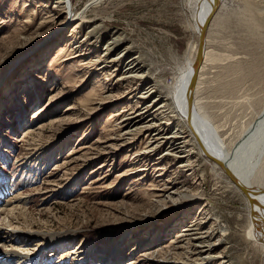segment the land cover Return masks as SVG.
Instances as JSON below:
<instances>
[{"label": "rangeland", "instance_id": "374dc122", "mask_svg": "<svg viewBox=\"0 0 264 264\" xmlns=\"http://www.w3.org/2000/svg\"><path fill=\"white\" fill-rule=\"evenodd\" d=\"M57 1L0 0V211L27 214L13 224L25 239L0 226V248L36 264H264L246 199L214 163L187 145L191 162L179 164L151 152L148 133L122 135L123 115L144 102L106 42L118 36L163 92L193 59L196 0H109L95 29L61 25ZM205 43L193 99L231 150L264 110V0H222ZM242 178L264 190V154ZM176 191L180 203L166 199Z\"/></svg>", "mask_w": 264, "mask_h": 264}, {"label": "bare ground", "instance_id": "6f19581e", "mask_svg": "<svg viewBox=\"0 0 264 264\" xmlns=\"http://www.w3.org/2000/svg\"><path fill=\"white\" fill-rule=\"evenodd\" d=\"M108 1L109 0H58L56 2L57 7L61 8L65 15L61 25L78 23L76 25L78 26L79 24L85 23L88 24V26L90 25V28L95 29V26H98L99 11L103 6H106L105 4ZM80 2H84L82 6H80ZM221 2L222 0H196V6L192 17L198 45H196L193 59L189 60L191 58H187L188 60L182 66L171 72V81L164 87L163 92L159 93L156 91V83L147 81V71L143 68L138 58L127 56V48L122 46L120 38H117V35V37H114V35L111 34V37L104 46V53H115L111 56L109 63H113V66L118 64L122 65L121 75L118 80H133L138 82V84H135L136 88L129 94L131 96L132 94H137L138 103L144 102L142 108L135 109L133 106L131 109L134 110H132L131 113L123 115L120 122L123 128L122 135L124 137L128 135L136 137L142 132L148 133V149L154 152L157 151L158 148L165 147L163 159L173 157V161L176 159L175 161H178L179 164L189 163L192 153L187 151V145L194 146L198 154L214 163L232 185H234L245 197L250 210L253 235L256 236V239H260V243L264 245V190L253 186L248 179L242 178L247 172L251 174V172L258 167L259 161L264 154V110L253 123L256 125L255 128L251 130L253 124L249 126L239 138L236 146L233 145L234 149L229 150V147H226L217 130L199 114L193 99L198 68L200 67L201 59L205 55L206 29L213 16L216 15ZM194 5L195 4H193V6ZM202 30L205 33L203 45L199 42V33ZM197 56H199L200 61L197 66H194ZM74 57H78V55H70L68 59H74ZM18 60L19 59L14 61V63L18 62ZM160 120H166V122L169 123L173 120L176 122L175 127H169L170 124L164 127ZM181 139L183 140L182 142L180 141ZM194 147L192 150H194ZM181 193L182 192L178 191L169 193L166 199H169V201L173 203H180V201L184 199L183 197H186L180 196L179 194ZM193 195V198H202V195L198 193ZM179 207H182V204H179ZM26 215L25 212H22V210L17 207L11 210H1V229L2 226H5V228H9L10 231L12 230L11 232H14L15 235H19L18 238L25 239L23 237L26 234L17 232L15 229L18 227L13 226V224H26ZM197 227L199 228L198 225H192L191 228H186L184 236L190 238L196 235L195 231L198 230ZM5 232L8 231L6 230ZM21 235L22 237H20ZM194 239L196 244L194 245V254L200 256L201 251L199 249L206 247V240L203 237ZM10 242L14 243L13 240ZM56 243L57 242H50L41 249H43L42 251H49ZM215 245L216 244H213L211 247H215ZM1 247L5 248L6 245H1ZM4 248H0V263L10 261V263L15 262V264H36L37 256L32 257L15 250ZM90 252L91 249H88L85 255H89ZM204 253L207 254L205 260L211 261V252L206 249ZM215 258L223 260L219 264L227 263V261H225L226 258L221 257V255ZM105 263L106 262H102L100 264Z\"/></svg>", "mask_w": 264, "mask_h": 264}, {"label": "water", "instance_id": "95a60500", "mask_svg": "<svg viewBox=\"0 0 264 264\" xmlns=\"http://www.w3.org/2000/svg\"><path fill=\"white\" fill-rule=\"evenodd\" d=\"M204 36H205V33H204V31L202 30L200 33H199V42H200V44L201 45H203V40H204ZM200 61V58H199V56H197L196 57V62H195V65L194 66H197V64H198V62ZM255 124H253L252 126H251V130H253L254 128H255Z\"/></svg>", "mask_w": 264, "mask_h": 264}]
</instances>
